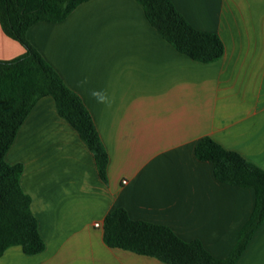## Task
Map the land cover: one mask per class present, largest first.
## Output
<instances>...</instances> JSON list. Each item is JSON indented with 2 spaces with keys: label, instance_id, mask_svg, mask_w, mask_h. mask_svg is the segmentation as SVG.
Masks as SVG:
<instances>
[{
  "label": "crops",
  "instance_id": "crops-1",
  "mask_svg": "<svg viewBox=\"0 0 264 264\" xmlns=\"http://www.w3.org/2000/svg\"><path fill=\"white\" fill-rule=\"evenodd\" d=\"M171 1L194 28L221 38L220 59L177 51L136 0H88L61 22L29 28L27 40L88 109L108 153L107 181L54 99L41 98L5 159L23 165L20 186L45 247L28 255L10 246L0 264H167L104 243L103 220L118 207L198 239L216 258L236 244L254 190L219 181L194 149L209 136L264 170V0ZM23 52L0 27V60ZM236 264H264V222Z\"/></svg>",
  "mask_w": 264,
  "mask_h": 264
},
{
  "label": "trees",
  "instance_id": "trees-1",
  "mask_svg": "<svg viewBox=\"0 0 264 264\" xmlns=\"http://www.w3.org/2000/svg\"><path fill=\"white\" fill-rule=\"evenodd\" d=\"M86 1L0 0V27L24 48L21 55L0 60V257L10 246H20L28 255L40 253L45 247L30 209L31 198L20 186L23 165H12L5 159L20 125L41 98L54 99L58 114L78 132L93 153L100 178L107 181L108 153L88 109L26 37L35 23L61 22ZM136 1L150 25L177 51L203 63L216 61L224 54L221 38L194 28L171 0ZM194 153L198 160L212 163L219 181L254 190L252 212L230 253L216 258L198 239L184 241L166 225L133 220L122 207L109 212L103 220V240L108 247L167 264H236L264 222V170L209 136L198 141Z\"/></svg>",
  "mask_w": 264,
  "mask_h": 264
},
{
  "label": "clouds",
  "instance_id": "clouds-1",
  "mask_svg": "<svg viewBox=\"0 0 264 264\" xmlns=\"http://www.w3.org/2000/svg\"><path fill=\"white\" fill-rule=\"evenodd\" d=\"M91 95L97 100L98 103L107 104L109 103V97L103 91H93Z\"/></svg>",
  "mask_w": 264,
  "mask_h": 264
},
{
  "label": "built area",
  "instance_id": "built-area-1",
  "mask_svg": "<svg viewBox=\"0 0 264 264\" xmlns=\"http://www.w3.org/2000/svg\"><path fill=\"white\" fill-rule=\"evenodd\" d=\"M126 181H124V183H125ZM95 226L96 227H100L101 226V224L100 223H95Z\"/></svg>",
  "mask_w": 264,
  "mask_h": 264
}]
</instances>
